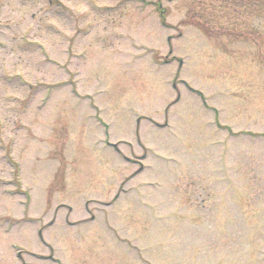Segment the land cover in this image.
I'll list each match as a JSON object with an SVG mask.
<instances>
[{"label":"rangeland","instance_id":"obj_1","mask_svg":"<svg viewBox=\"0 0 264 264\" xmlns=\"http://www.w3.org/2000/svg\"><path fill=\"white\" fill-rule=\"evenodd\" d=\"M0 264H264V0H0Z\"/></svg>","mask_w":264,"mask_h":264},{"label":"bare ground","instance_id":"obj_2","mask_svg":"<svg viewBox=\"0 0 264 264\" xmlns=\"http://www.w3.org/2000/svg\"><path fill=\"white\" fill-rule=\"evenodd\" d=\"M37 235L39 236V238L41 237V234L38 232V230H37ZM40 239H42V238H40Z\"/></svg>","mask_w":264,"mask_h":264}]
</instances>
